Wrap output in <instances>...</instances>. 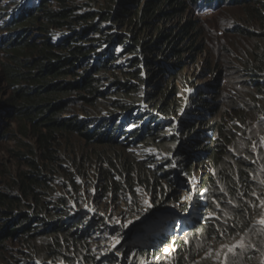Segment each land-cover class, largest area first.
Segmentation results:
<instances>
[{
  "label": "rangeland",
  "instance_id": "374dc122",
  "mask_svg": "<svg viewBox=\"0 0 264 264\" xmlns=\"http://www.w3.org/2000/svg\"><path fill=\"white\" fill-rule=\"evenodd\" d=\"M65 1L76 9L75 15H90L95 25L101 23L100 33L85 36V45L95 46L91 65L96 60L108 62L105 66L113 75L111 81L117 76L123 82L127 73L132 79L120 92L123 96L112 84L103 82L107 100L97 101L95 115L72 97L69 112L63 116L65 120L87 121L90 118L86 114H92L91 119H96L92 126L103 122L104 133L99 140L96 137L88 142L76 135L70 142H62L59 156L67 154L65 149L70 151V159L80 171L64 159L61 166L66 173H60V169L54 172L52 191L42 197L49 202L63 199L56 213H63L61 225L69 235L7 242L0 248V263L228 264V258L242 250H255L256 244L242 234L219 229L216 235L208 236L199 226L213 225L216 219L221 222L227 217L221 204L225 193L221 175L239 161H250L260 170V192L252 194V225L259 226L257 234L264 232V111L252 117L253 78L244 70L249 53L255 49V39L248 32H261L254 22L256 13L234 1L217 4L201 0L190 6L184 0L178 16L166 6L165 16L155 24L171 34V45H164L155 43L156 32L151 30L150 34L139 22L122 28L110 21L119 10L120 0ZM34 4L35 0H0V38L9 16ZM83 25L88 26L85 23L78 28ZM191 28L194 30L189 36L180 40L179 35ZM240 28H248L247 36L238 33ZM55 33L56 41L70 35L66 30ZM31 38L41 40L38 34ZM177 48L180 52L172 50ZM7 51L0 49V188L7 181L2 174L15 176L21 163L15 157L19 143L34 145L30 134H20L14 113L5 108L11 94L3 75ZM133 59L135 65L140 60L137 66L132 64ZM92 70L93 66L89 72ZM149 94L153 110L142 101ZM124 103H131L133 109L120 115L114 105ZM111 124H118L119 131L108 132ZM219 127L222 145L215 146L218 153L213 161L210 154ZM139 131V136L132 138ZM207 147L210 153L204 150ZM122 164L132 174L107 177L108 171L115 172ZM69 166L74 170H68ZM205 199L211 204L207 206ZM193 221L196 225L192 227ZM24 253L29 254L27 258ZM254 260L264 264V251H258Z\"/></svg>",
  "mask_w": 264,
  "mask_h": 264
},
{
  "label": "trees",
  "instance_id": "16d2710c",
  "mask_svg": "<svg viewBox=\"0 0 264 264\" xmlns=\"http://www.w3.org/2000/svg\"><path fill=\"white\" fill-rule=\"evenodd\" d=\"M196 1L198 4L201 0H188V3L193 6ZM206 1L218 4L224 1H234L235 4L248 5L246 8L248 12L256 13L254 22L261 32H248L250 37L255 39V49L249 53L250 58L244 67V70L253 78L251 86L254 92L253 96H258L250 95L254 99V105L250 107V112L252 117H255L264 111V16L261 15L264 14L261 6L264 5V0ZM135 2L136 0H120L117 7L119 10L109 20L119 24V27L122 28L139 22L138 24H143L150 34L151 30L156 32L153 35L155 43L171 45V34L155 27L157 26L155 24L165 16L163 11L166 6L172 8L170 11L174 14L173 16L180 15L183 5L186 4L185 1L141 0L140 3ZM50 3H53L55 7L50 6ZM138 4H141L140 7ZM75 10L65 0H37V5L26 6L18 10L17 13H12L8 21L3 24L4 33L0 38V49L8 50L5 52L8 62L3 67V75L11 87V94L5 101V108L14 113L19 122L20 134L25 136L30 134L34 145L27 146L19 143L20 146H18L15 157L21 163L15 176H12L11 173L1 176V178L7 176V181L3 182V188H0V248L12 240L22 239L21 241L25 242L27 239L43 235H59L61 237L69 235V231L61 225L63 213H56V210H59L64 203L63 199L58 198L56 202H49L47 198L42 200V197L49 196V192L52 191L50 187L55 182L52 179L54 172L60 169V173H66L61 166L64 159L75 164L73 159H70L72 153L65 149L67 154L59 156V148L62 142L68 143L76 135L88 142L94 141L96 137L99 140L104 135L102 132L103 122L95 128L92 126V122L96 119L94 117L91 119L90 116L97 113H94V107L98 100H107L106 93L102 91V83L112 84L118 89L117 94L119 95L128 86L127 81L132 79V74L127 73L122 77L125 79L123 82L117 76L115 77L117 80L111 81L113 75L105 66L108 62L96 60L91 65L90 60L96 55L95 46L93 44L87 47L85 36H96L100 33L99 25L101 23L99 21L95 25L93 16L75 15ZM85 23L88 24L86 28L84 25L80 26V29L78 28L79 25ZM247 29L240 28L238 33L247 36ZM56 30L69 31L70 35H65L56 41ZM192 30L194 29H186L179 35V39H185ZM123 31L129 33L130 29ZM33 34H38L41 40L32 39ZM159 46L161 45L157 47ZM172 50L180 52L178 48ZM134 52L137 54V49L134 48ZM98 65L102 66L96 69ZM92 66L94 70L89 72ZM72 97L87 112H93L86 114V118H90L89 120L63 119V116L69 112L68 104L73 103ZM152 100V96L149 94L142 101L153 110ZM114 106L115 109L117 106L120 115L133 109L131 103L115 104ZM86 111L83 112L86 113ZM179 123L181 125V122ZM117 126V124H111L112 130L110 129L108 132L115 133L119 130V126ZM211 130L214 129L211 128ZM220 132L222 131L219 127L216 140L212 143L213 151L211 152L209 147L204 149L208 150V153L211 152L210 156L214 158L213 161L217 160L218 153L215 146L222 145ZM136 133L131 135L132 138L138 137L140 131L137 135ZM36 151H38L37 157ZM69 168L80 171L77 164L73 168L69 166L68 170ZM130 174L132 171L122 164L115 172L110 170L106 175L107 177L115 175L124 177ZM171 174L172 170L167 174L169 180L172 179ZM259 176L260 170L250 165V161H239L231 168L225 169L221 175L225 191L221 204L227 210V217L221 222L216 219V222L214 221L216 224L213 225L205 222L207 225L199 226L208 236L216 235L220 229L224 233L242 234L256 244V249L253 251L244 249L239 254L229 257L228 264H256L254 259L258 251H264V232L257 234L259 226L252 225L254 195L260 192L259 184H257L260 180ZM70 180L72 181V177ZM205 202H208L207 206L211 204L206 199ZM52 205L55 207L53 210L49 208ZM56 219L60 221L59 225L56 224ZM182 224L184 225V223ZM190 225L193 227L196 223L193 221ZM188 227L186 230L190 229ZM193 237L195 236L193 235ZM208 238L210 239V237ZM28 255L24 253L26 258ZM3 264L12 263L6 261Z\"/></svg>",
  "mask_w": 264,
  "mask_h": 264
},
{
  "label": "clouds",
  "instance_id": "9594fccd",
  "mask_svg": "<svg viewBox=\"0 0 264 264\" xmlns=\"http://www.w3.org/2000/svg\"><path fill=\"white\" fill-rule=\"evenodd\" d=\"M35 3H37V0H35ZM213 3H217V2H213ZM218 4V3H217ZM35 5V4H34ZM34 5H31V6H34ZM126 38V37H125ZM127 39V38H126ZM139 61L140 60H136V65H135V59H133V63L132 64H134L135 66H137L138 65V63H139ZM186 98L184 97V98H181V100H185ZM188 101V100H187ZM178 113V112H177ZM180 114V113H179ZM160 115H162V114H160ZM160 115H158L159 116V119H161V116ZM100 124V123H99ZM98 124V125H99ZM118 125V124H117ZM112 127V126H111ZM96 128V127H95ZM111 129V128H110ZM120 129V128H119ZM112 130V129H111ZM119 131V130H118ZM117 131V132H118ZM184 233V232H183Z\"/></svg>",
  "mask_w": 264,
  "mask_h": 264
},
{
  "label": "bare ground",
  "instance_id": "6f19581e",
  "mask_svg": "<svg viewBox=\"0 0 264 264\" xmlns=\"http://www.w3.org/2000/svg\"><path fill=\"white\" fill-rule=\"evenodd\" d=\"M183 101V100H182Z\"/></svg>",
  "mask_w": 264,
  "mask_h": 264
}]
</instances>
